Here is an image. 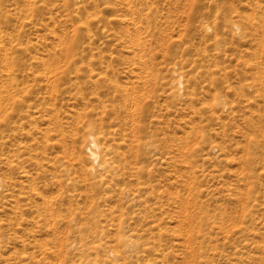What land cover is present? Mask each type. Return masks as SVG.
<instances>
[{
  "label": "rangeland",
  "instance_id": "rangeland-1",
  "mask_svg": "<svg viewBox=\"0 0 264 264\" xmlns=\"http://www.w3.org/2000/svg\"><path fill=\"white\" fill-rule=\"evenodd\" d=\"M0 264H264V0H0Z\"/></svg>",
  "mask_w": 264,
  "mask_h": 264
},
{
  "label": "bare ground",
  "instance_id": "bare-ground-1",
  "mask_svg": "<svg viewBox=\"0 0 264 264\" xmlns=\"http://www.w3.org/2000/svg\"><path fill=\"white\" fill-rule=\"evenodd\" d=\"M55 66V65H54ZM14 78V77H13ZM12 78V79H13ZM15 80V79H14ZM88 152H90V155H91V160L94 162V164H98L99 165V162H100V156L98 155L99 151H100V147L96 141V139L91 136L90 137V141H89V144H88ZM92 149H94L92 151ZM90 150V151H89ZM98 152V153H97Z\"/></svg>",
  "mask_w": 264,
  "mask_h": 264
}]
</instances>
